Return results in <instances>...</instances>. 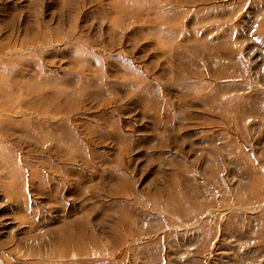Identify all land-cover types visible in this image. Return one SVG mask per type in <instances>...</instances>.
Masks as SVG:
<instances>
[{"label":"rangeland","instance_id":"1","mask_svg":"<svg viewBox=\"0 0 264 264\" xmlns=\"http://www.w3.org/2000/svg\"><path fill=\"white\" fill-rule=\"evenodd\" d=\"M0 130V264H264V0H0Z\"/></svg>","mask_w":264,"mask_h":264},{"label":"bare ground","instance_id":"2","mask_svg":"<svg viewBox=\"0 0 264 264\" xmlns=\"http://www.w3.org/2000/svg\"><path fill=\"white\" fill-rule=\"evenodd\" d=\"M7 107H9V105L8 104H6V105H4L3 106V108H7ZM10 108V107H9ZM18 111V110H17ZM1 131V130H0Z\"/></svg>","mask_w":264,"mask_h":264}]
</instances>
